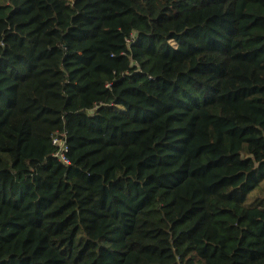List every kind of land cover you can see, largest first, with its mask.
Wrapping results in <instances>:
<instances>
[{"label": "trees", "instance_id": "trees-1", "mask_svg": "<svg viewBox=\"0 0 264 264\" xmlns=\"http://www.w3.org/2000/svg\"><path fill=\"white\" fill-rule=\"evenodd\" d=\"M0 264H264V0H0Z\"/></svg>", "mask_w": 264, "mask_h": 264}, {"label": "built area", "instance_id": "built-area-1", "mask_svg": "<svg viewBox=\"0 0 264 264\" xmlns=\"http://www.w3.org/2000/svg\"><path fill=\"white\" fill-rule=\"evenodd\" d=\"M52 144L57 146V151L55 152V156H57L62 162L66 163V159L64 156V152L66 151V144L64 140V135L59 137L57 135L52 137Z\"/></svg>", "mask_w": 264, "mask_h": 264}]
</instances>
